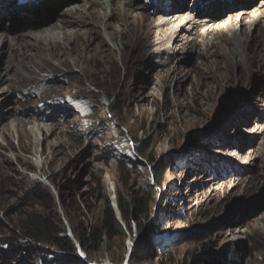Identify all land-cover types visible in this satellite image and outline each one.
<instances>
[{"label": "rangeland", "instance_id": "374dc122", "mask_svg": "<svg viewBox=\"0 0 264 264\" xmlns=\"http://www.w3.org/2000/svg\"><path fill=\"white\" fill-rule=\"evenodd\" d=\"M84 1L34 2L36 7L26 6L28 13L7 22V36H41L72 8L92 10L109 31L125 29L110 17L113 6L130 21L147 17L158 24L170 17L167 6L173 0H95L92 9ZM179 1L174 12L181 17L171 23L175 34L165 45L170 51L146 48L134 38L122 60L119 37L111 41L103 25L88 21L68 32L92 37L98 32L101 46L110 51L103 70L71 58L64 67L49 58L54 72L35 69L34 79L25 74L29 79L19 80L8 75L10 82L0 85V264L79 263L58 248L63 236L74 243L85 262L80 264H264V225L244 232L264 214V157L257 152L264 140L259 133L264 128V45L252 43L258 66L226 73L227 78L241 76L242 84L222 86L205 56L206 42L217 43L207 29L227 28L231 15L249 9L241 5L247 0H238V6L237 0H184L188 9L183 10ZM208 4L215 10H202ZM255 5L264 10V0ZM208 14L214 19L206 25ZM5 18L12 16L0 11V20ZM187 18L193 22L186 24ZM256 28L241 25L248 41L264 35ZM136 34L131 29L130 35ZM227 36L243 65L250 45L242 46L239 35L234 43L232 33ZM6 59L0 52V74ZM167 68L175 72L161 83ZM134 96L147 101L134 103ZM195 107L206 117L196 115ZM138 109L147 114L138 116ZM181 114L187 124L179 121ZM197 120L200 124H194ZM50 128L53 135L43 138L42 131ZM56 143L61 146L53 157L49 146ZM132 198L142 200L144 213L128 231L117 205ZM108 209L115 216L110 237L103 230ZM30 215L65 235L53 243L34 239L26 228ZM219 232L226 242H216Z\"/></svg>", "mask_w": 264, "mask_h": 264}, {"label": "bare ground", "instance_id": "6f19581e", "mask_svg": "<svg viewBox=\"0 0 264 264\" xmlns=\"http://www.w3.org/2000/svg\"><path fill=\"white\" fill-rule=\"evenodd\" d=\"M39 1H36V0H27V1L25 0H0V11L6 12V17L9 14H11L12 16L11 19L5 18L6 22L5 21L2 22L0 20V23H1L0 25H2L0 29V52L7 55L6 65H5L6 67L5 66L3 67L4 70L2 74H0V85H2V83L10 82V78H7L8 75L9 76L11 75L12 78H15V80L25 79V78L29 79L36 75L35 69L42 70V71L46 69L52 70V66L48 61L49 58L57 60L60 63V65L64 67H68L67 65H68V62L70 61L69 58H71L72 61L76 64L77 62H79V60L80 61L83 60L85 61L84 62L85 65L86 63H93L94 65H97V67H100L101 68L100 70H103L104 64L110 61V56H109L110 51L101 46V41H98L99 40L98 32H95L94 37H92L88 32L81 33L80 30H78L79 32L77 31L68 32V31H71L72 28L75 29V27L78 29L84 28L87 25L88 21H93L94 24L97 26L103 25V28L107 32V36L111 41H115L119 37V42H120V45L122 46V49L120 50V56H121V59L124 60L125 59L124 50L134 42V38H137L138 40L143 42L142 44L146 48H153L155 46H165L166 44H168L169 39L172 36V34H175L174 27L172 26L171 23L175 22L181 17V14H179L177 11L174 12L175 11L174 7H176L175 6L176 0H173L167 6V8H170V10H168V13L166 14H168L170 17H168L166 20L159 22L158 24H154L155 20L152 21L151 19H148L149 21L147 22V17H146V20L142 19V22L140 23L138 22L139 18H136L134 21H130L129 16H127L124 12H120L117 8H114L113 6L109 13L110 17L114 20L115 19L118 20L117 22H120V25H122V27H124L125 29L122 31H115V30L109 31V29H111L110 25L106 23L103 24L100 16L96 14L95 12H93L92 10L90 11L86 10V13H84V12H79L80 11L79 9L75 8L73 10L72 8L70 10L68 9V11L66 9V11H64L65 13H62V15L60 14V16H58L57 23L50 30H44L41 36H37V34L34 35L31 33L29 35L21 34V35H16L12 38L11 37L9 38L7 34L9 32L8 29L10 27L9 25H7V22L12 23V21L14 20V16H16L17 13H28L25 11H28V8L30 7L26 8V6L30 5L31 8H33L35 6L33 3L34 2H36L37 4L41 3ZM112 1H111V5L113 4ZM180 1H181L180 8L182 10L184 8L188 9L187 4L184 3V0H180ZM256 1L257 0H247V3L246 1L243 2L241 5L245 4L244 6L248 7L249 9L251 8L252 10L249 11V9L248 10L244 9L243 11L242 9L240 13H236L239 15V18H237L238 15L236 14L231 15L229 17L230 25L227 28L209 26L207 29V31L208 30L211 31V33L213 34L211 38H214V40L217 43H214V42L207 43L206 42L205 44L206 55L205 56L207 58L209 57L210 60H212V64L215 66V69L218 72V76H220V79L223 81L222 86L223 85L227 86V84L228 86H231V84H233V86L235 84L236 85L242 84L243 78L241 76L240 77L237 76V78H233V77H230V74H229L228 78L226 77L228 72L230 73L234 68L236 69L239 66L240 67L249 66L252 69L255 66H258L259 62L257 61V57H256L257 54L253 52V45H258V46L261 45V47L263 48L264 35H262V37L259 38V40H257V35L255 36L252 35L250 36L251 41H248L245 35V31L244 32L241 31L242 30L241 25L242 26L247 25L249 26V29L252 26L255 28L258 27V29L260 28L262 31V34H264L263 33L264 30H262L264 28V13H263L264 10L259 7L257 8V5H255ZM12 2L13 4H10ZM43 2L50 3L51 0H43ZM84 3L85 5H88V9H92L94 8L93 6H96L98 4L97 1L95 0H88V1L86 0L84 1ZM251 3L254 5H251ZM239 4H240V1L237 0L235 6H238ZM227 7L228 6L225 7V11ZM207 8L209 10L211 8L214 9L212 5L208 4L202 10L206 11ZM155 10H159V5H156ZM214 10H211V11H214ZM217 12L220 13V11H217ZM212 15L214 14L209 15L210 17H208L205 20L207 21L205 23L206 25L211 23L212 20L214 19ZM248 18H251V20L246 22ZM189 22H193L192 18H187L186 24H189ZM133 23L135 24L134 26H132ZM236 25H240V30L239 28L235 29ZM184 27L185 25L181 26L182 29ZM131 29L133 30L134 34H135V31L137 34L131 36L130 35ZM230 32L232 33L231 39L233 40V43L234 41H237L235 39V35H239L240 37L239 42L242 44V46L247 47L246 45H250L249 49L251 52L247 53L246 63H243V65L240 64L242 62L238 61V54L236 53V51L230 48V46H228V42L226 41L228 39L227 34L228 33L230 34ZM251 33H253V30ZM96 41L100 45L99 44L97 45L95 43ZM252 43L254 44L252 45ZM167 46H165V48L162 49V51L172 50V49H169ZM212 48L215 49V51L210 52ZM227 50H228V53H227ZM174 53L172 54V56L174 55ZM81 54L84 55L83 58H81ZM88 54H89V58H88ZM37 61H41L43 66L38 65ZM30 65L33 66V68L29 67ZM166 71H168V68L166 69ZM51 72H54V71L52 70ZM174 72L175 70H172V69L171 71L166 72L167 75L165 76L164 79L162 77V79H160V82L166 79L169 80L173 76ZM27 74L29 78L24 77V75L27 76ZM48 74H51V73H48ZM32 79H34V77ZM219 87L221 88V86ZM121 92L125 94L124 90ZM136 97L137 96H134L132 98L134 103L140 100H141L140 102L147 101V97L142 96L143 98L140 100L137 99ZM208 97H210V94H208ZM181 106L182 105L179 103L178 108L181 109L182 108ZM193 110L198 116L204 117L206 115L205 112L200 111L196 107L193 108L192 111ZM143 112L145 113V115L147 114L146 110ZM143 112L142 110L138 109V116H141L140 114H142ZM33 116L37 117L36 115H33ZM184 119H186V117L183 116V114H181L179 121H182V120L184 121ZM195 122L196 123L194 124H197L198 120ZM198 123L200 124V122ZM184 124H187V122L184 121ZM52 128L45 129V131L41 130L43 138H46L48 134L53 135V132L55 129L53 130ZM259 130H260L259 133L264 135V128L262 130L261 129ZM18 134H19V138H22L24 136L21 130L18 131ZM3 137L5 138V136ZM57 144L58 143L52 144L49 146L52 149L51 154L53 155V157L56 155L55 154L56 151L54 149L56 147L61 146ZM156 152L158 154H163L164 151L157 148ZM257 152L259 156L264 157V140L258 144ZM253 221L255 224H253L252 226L249 225V228H247L244 231L246 234L248 233V230L251 231L255 228L260 229L261 227H263L264 214H262L259 217H256ZM240 233L241 232H239V234H237L236 236L233 235V237L234 238L239 237ZM227 240H228V237L226 236L224 232H219L216 236L217 243L222 242V241L226 242Z\"/></svg>", "mask_w": 264, "mask_h": 264}, {"label": "trees", "instance_id": "16d2710c", "mask_svg": "<svg viewBox=\"0 0 264 264\" xmlns=\"http://www.w3.org/2000/svg\"><path fill=\"white\" fill-rule=\"evenodd\" d=\"M118 210L120 212L121 215V219L123 221V224L126 226V228L128 229V231H131L132 225H131V221L134 219H137V216L140 214H143V203L141 199L138 198H132L130 200L129 203H122V201H119V204L117 205ZM115 221V216L113 214L112 209H108V211L106 212V216H105V220L103 222V230H107L106 235L107 236H111L110 232V227L112 224H114ZM27 230L32 233L29 235L31 237H33L34 239H38L39 237L42 238H47L48 242H55L56 239H60L58 238L59 234H64L65 235V231L61 230H53V229H48L47 228V224L45 223V221L41 218H39L36 215H30L28 217L27 220ZM100 238V234L98 235L96 242L98 243ZM78 240H80V237H78ZM60 243H58V248L61 249V251L63 252H68V254L72 255L73 258L75 259H79V255L76 252V248L74 246V243L66 236H63V239L59 240ZM80 264V263H77Z\"/></svg>", "mask_w": 264, "mask_h": 264}, {"label": "water", "instance_id": "95a60500", "mask_svg": "<svg viewBox=\"0 0 264 264\" xmlns=\"http://www.w3.org/2000/svg\"><path fill=\"white\" fill-rule=\"evenodd\" d=\"M117 215L119 216V217H121V215H120V213H117ZM121 221H122V219H121ZM83 262V260L80 258L79 260H77L76 262H79V263H81V262Z\"/></svg>", "mask_w": 264, "mask_h": 264}, {"label": "clouds", "instance_id": "9594fccd", "mask_svg": "<svg viewBox=\"0 0 264 264\" xmlns=\"http://www.w3.org/2000/svg\"><path fill=\"white\" fill-rule=\"evenodd\" d=\"M122 222H123V221H122ZM67 258H68V257H67ZM74 259H75V258H74ZM79 259H80V258H79ZM79 259H76V260H79ZM82 260H83V259H82ZM82 263H85V262H84V260H83V262H82Z\"/></svg>", "mask_w": 264, "mask_h": 264}]
</instances>
